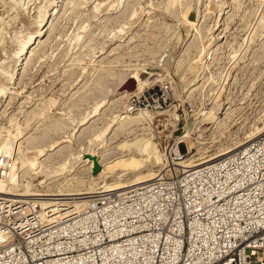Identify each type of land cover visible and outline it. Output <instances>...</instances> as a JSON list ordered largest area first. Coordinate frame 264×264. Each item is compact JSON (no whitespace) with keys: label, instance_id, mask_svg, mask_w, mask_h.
Listing matches in <instances>:
<instances>
[{"label":"rangeland","instance_id":"1","mask_svg":"<svg viewBox=\"0 0 264 264\" xmlns=\"http://www.w3.org/2000/svg\"><path fill=\"white\" fill-rule=\"evenodd\" d=\"M129 78L134 89L119 92ZM2 89L0 143L11 150L0 154V182L17 156L42 149L11 191L44 195L0 194V264L170 261L188 237L210 238L206 222L216 237L228 227L230 194L210 202L239 180L226 175L240 153L264 146V0H0ZM123 111L130 120L115 124ZM88 156L106 164L102 177L82 165ZM127 162L160 170L123 190H92ZM215 165L220 173L209 172Z\"/></svg>","mask_w":264,"mask_h":264},{"label":"built area","instance_id":"2","mask_svg":"<svg viewBox=\"0 0 264 264\" xmlns=\"http://www.w3.org/2000/svg\"><path fill=\"white\" fill-rule=\"evenodd\" d=\"M238 157V169L227 173L226 179L234 175L239 180L228 184L227 191L217 193L210 202L218 208L217 202L230 194L227 199L232 214L225 215L228 227L216 237V224L207 226L206 222L201 227L209 229V239L191 245L188 237L183 248L173 251L172 260L158 264H264V146L245 150ZM215 166L209 172L220 173L221 167ZM4 241V235H0V243Z\"/></svg>","mask_w":264,"mask_h":264},{"label":"bare ground","instance_id":"3","mask_svg":"<svg viewBox=\"0 0 264 264\" xmlns=\"http://www.w3.org/2000/svg\"><path fill=\"white\" fill-rule=\"evenodd\" d=\"M191 6V5H190ZM193 15V16H192ZM189 16H192V18L191 19H189ZM185 22H186V24H189V25H191V27H193L192 25L194 24V21H195V19H194V12H193V9H190V11H188L186 14H185V20H184ZM183 21V22H184ZM188 25V26H189ZM183 28H185V29H183V30H187L186 28H188V27H186V26H183ZM189 29H191L190 28V26H189ZM188 29V30H189ZM181 31V32H183V36H184V31ZM42 32H43V27L42 28H39L35 33H34V35H32V37L30 36V38H29V40L28 41H26V42H24L23 44H22V46L20 47V49L18 50V55H16L15 54V56H18V60H20V57L22 56V55H25V54H27V53H29V50L31 49V47H33L34 45V43H36L35 42V40H37L38 38H40V36H41V34H42ZM185 36H187V35H185ZM41 41V40H40ZM39 42V41H38ZM176 46V45H175ZM36 47V46H35ZM177 48V47H176ZM173 48H171V50H172ZM172 53V52H171ZM174 54V53H173ZM29 55V54H28ZM170 55V54H169ZM162 59V58H161ZM18 62V61H17ZM16 62V63H17ZM18 65H21V63L19 62L18 63ZM19 67L17 66V67H15V69L13 70V72L10 74V81H8L10 84H11V80L12 79H14V78H16L17 76H18V72H19ZM5 74V73H4ZM9 76V75H8ZM131 78H129V79H126V83H127V81H129ZM131 80H133V79H131ZM14 82V81H13ZM124 82V83H125ZM124 83H123V85H124ZM138 83V82H137ZM122 85V86H123ZM11 86V85H10ZM9 86V87H10ZM131 86V85H130ZM130 86L129 87H126L125 86V88L123 89L122 88V90H133L134 89V86H135V84H134V81H133V85H132V87L130 88ZM3 87V86H2ZM8 87V88H9ZM3 88H5V87H3ZM7 88V87H6ZM122 90H119V92L120 91H122ZM3 91H5V89L3 90L2 89V91H0V93L1 92H3ZM6 91H7V89H6ZM4 93V92H3ZM2 93V94H3ZM131 93V92H130ZM130 93H128V91L127 92H125L122 96H126V95H128V94H130ZM99 106V105H98ZM100 106H101V104H100ZM139 113V112H138ZM124 114V115H123ZM130 116L128 115V112H126V111H123V112H121L118 116H117V118H116V122H115V124H119L121 121H124V119H127V118H129ZM115 119V118H114ZM119 119H121V120H119ZM129 120H130V118H129ZM126 121V120H125ZM24 123H25V121H24ZM82 123V122H81ZM117 124V125H118ZM120 125H121V123H120ZM17 127H19V126H17ZM107 129V128H106ZM261 129V128H260ZM173 130V129H172ZM5 131V130H4ZM10 131V130H9ZM5 132H8L7 130L5 131ZM14 132V131H13ZM22 132V131H21ZM257 132V131H256ZM10 133V132H9ZM15 133V132H14ZM2 134H3V132H2ZM16 134L18 135V133L16 132ZM256 134V133H255ZM11 135V134H10ZM14 135V134H13ZM17 135H14V136H12V137H15V136H17ZM7 136V135H6ZM9 136V135H8ZM18 136H20V133H19V135ZM17 136V137H18ZM251 136H252V134H251ZM9 137H11V136H9ZM245 137V136H244ZM250 136H248V138H249ZM16 138V137H15ZM20 138V137H19ZM6 139V138H5ZM1 140H3V139H1ZM15 140V139H14ZM61 141V140H60ZM54 142V141H53ZM58 143V142H57ZM1 144V143H0ZM2 145V144H1ZM0 145V154H2V155H7V154H9L10 153V146H8V145H6V144H4V145H2L1 146ZM55 145H56V142H55ZM18 146H19V143H18ZM51 146V145H50ZM49 146V147H50ZM17 147V146H16ZM15 147V148H16ZM18 149H19V147H17ZM47 148V147H46ZM51 149L52 148H54V144L52 143V146L50 147ZM18 149L16 150V152L18 151ZM44 149V148H43ZM35 151H37V150H35ZM152 151V150H151ZM155 151V150H154ZM19 152V151H18ZM44 151L42 150V149H40L39 151H37V154H36V156L34 155V156H17L16 158H15V162H13L11 165H10V167H11V171L9 172V175H8V177L5 179V180H1L2 182H0V194H2V195H5V196H9V195H13V196H20V197H27V196H40V195H44V194H37V193H32V192H29V190L28 189H26L27 187H29V186H31V185H29V186H26V190L24 189V191L22 192V193H20V191L18 192V193H16L17 192V190H16V192H14L13 193V191H11L12 190V188L15 186V184H16V178H17V176H18V172L19 171H21L24 167H26V166H29V167H32V166H34L36 163H37V157L39 156L40 157V155H42V153H43ZM89 152V151H88ZM153 152V151H152ZM33 153V152H32ZM92 153H94L93 151H92ZM96 153V152H95ZM94 153V154H95ZM18 155H19V153H17ZM34 154V153H33ZM83 154V153H82ZM91 154V153H90ZM100 154H102V153H100ZM15 155V154H14ZM21 155V154H20ZM30 155V154H29ZM38 155V156H37ZM44 155V154H43ZM81 155V154H80ZM88 155V154H87ZM96 156H98L97 154H95ZM151 155V154H150ZM84 156V155H83ZM82 156V157H83ZM90 156V155H89ZM88 156V157H89ZM85 157V156H84ZM153 157V156H152ZM90 158V157H89ZM99 158H100V156H99ZM144 158V157H143ZM156 158H157V156H156ZM214 158H216V157H214ZM214 158L213 159H211V161L210 162H208V163H211V162H213L214 161ZM129 159L130 158H128V156H127V158H123V160L122 161H129ZM140 160L142 159V158H139ZM120 160V159H119ZM131 160V159H130ZM138 160V159H137ZM149 160V159H148ZM159 160V159H158ZM121 161V160H120ZM134 161V160H133ZM143 161V165H146V166H149V163H152L151 161L147 164L146 163V161L147 160H142ZM191 161V160H190ZM197 161V160H196ZM198 161H200V159L198 160ZM203 161V160H202ZM202 161H200V162H202ZM40 162V161H39ZM80 162V161H79ZM81 162H83V164L82 165H88V168H90L91 170H92V173H96V172H98L99 171V169L101 168V166H105L106 164H103V163H101V161H99V160H97V158L96 157H91L90 159H82V161ZM118 162V161H117ZM110 163V162H109ZM66 164V163H65ZM122 164V163H121ZM127 164H128V162H127ZM134 164H137V162H135V163H133V165ZM196 164V163H195ZM206 164V163H205ZM37 165V164H36ZM95 165H97V170L96 171H94L93 169H94V167H95ZM110 165V164H109ZM126 165V164H125ZM139 165V164H138ZM151 165V164H150ZM153 165H154V163H153ZM188 164H185V165H183L184 167L185 166H187ZM214 164H212V165H210V166H213ZM152 166V165H151ZM210 166H207V167H210ZM124 167V166H123ZM192 167V166H191ZM104 168V167H103ZM140 168H142V167H140ZM140 168H134V167H132V165H131V163L130 164H128L127 165V167L125 166V168H121V170L119 171V172H117V174L114 176V175H112V176H104L105 177V179H104V183L103 184H100V183H96V184H94L93 185V187H92V190L93 191H97L96 193H101V192H105V191H118V190H123V189H126V188H128V187H132V186H134V185H136V184H139V183H142L143 181H146V180H150V179H154L157 175H158V171L160 170V169H156V171L154 172V168H146L145 170H148L147 172H144V174L142 173L141 174V172L144 170H142V171H140L141 169ZM75 169V168H74ZM74 169H73V171H74ZM191 170V169H190ZM140 171V174L139 175H137L138 174V172ZM186 171H189V170H186ZM103 172H104V169L102 170L101 169V171H99V173L97 174L96 173V175H94V176H96V177H94V179H98L99 177H102L103 176ZM153 173H155V177L154 178H152L153 177ZM130 176H133V178H129ZM125 177H127V179L128 180H125L126 178ZM123 179V178H125V179H123V180H120V181H118L117 179ZM18 179V178H17ZM102 180V179H101ZM115 180H117V182H114ZM103 182V181H102ZM144 183V182H143ZM25 185H27V184H25ZM16 187H17V185H16ZM105 188V189H104ZM14 189V188H13ZM98 191H100V192H98ZM65 193H57V194H54V195H64ZM68 194V193H67ZM93 193H91V194H83V196H80V197H77V198H75L76 200L74 201V205L76 206V207H78L79 206V203L80 204H86V203H88L89 202V199H90V197H93V195H92ZM46 195H50V194H46ZM51 195H53V194H51ZM77 195V194H76ZM95 196V195H94ZM50 197V196H49ZM49 197L47 198L46 197V199H49ZM73 197L71 198V199H74ZM40 199H42V197L40 198ZM54 199H56V198H53L52 197V199L50 198V200H54ZM50 200L49 201H47V200H45V201H43L42 202V204H49V205H53L54 203H51L50 202ZM10 201H12V200H10Z\"/></svg>","mask_w":264,"mask_h":264},{"label":"water","instance_id":"4","mask_svg":"<svg viewBox=\"0 0 264 264\" xmlns=\"http://www.w3.org/2000/svg\"><path fill=\"white\" fill-rule=\"evenodd\" d=\"M130 85H131V86H130ZM132 85H133V80H131V79H130L129 81H127V83H126V82L124 83V85L121 87V90H122V88L124 89V88H125V86H126V87H129V86H130V88H131V87H132ZM97 168H98V167H97V165H95V167H94V169H93V170H94V171H96V170H97Z\"/></svg>","mask_w":264,"mask_h":264}]
</instances>
